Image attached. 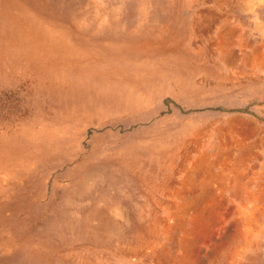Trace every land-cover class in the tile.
<instances>
[{"label": "rangeland", "instance_id": "374dc122", "mask_svg": "<svg viewBox=\"0 0 264 264\" xmlns=\"http://www.w3.org/2000/svg\"><path fill=\"white\" fill-rule=\"evenodd\" d=\"M36 22L71 35L81 24L110 25L109 36L79 32L87 55L80 68L99 77L100 66L109 74L128 58L133 83L147 81L129 103L80 107L53 98L76 77L66 79L69 62H58L64 77L43 86L26 61L0 60V264H264V0H0V48L8 27ZM102 44L110 50L97 57ZM166 63L182 69L173 74ZM198 127L197 138L186 136L190 156H163L176 149L180 129ZM45 136L56 149L12 155L17 143ZM133 157L145 183L108 188L125 194L120 239L74 238L79 217L55 233L77 175ZM235 157L243 164L232 170Z\"/></svg>", "mask_w": 264, "mask_h": 264}, {"label": "bare ground", "instance_id": "6f19581e", "mask_svg": "<svg viewBox=\"0 0 264 264\" xmlns=\"http://www.w3.org/2000/svg\"><path fill=\"white\" fill-rule=\"evenodd\" d=\"M42 24H44V22H41V23L36 22L30 25L24 24V25H19V26L8 27L6 30L7 32H5V37H6L5 42H7V44L4 43L0 48V60H2L4 57L5 59L9 58V63L12 66H16L17 59L19 62H21V60L26 61V63H29L31 66L34 67L35 72L42 73L43 80H44V82H42L43 86H52L56 82L57 77H64L65 75L61 76L60 74H64L66 67L59 64L58 62L63 61L65 62L66 66L69 62L71 68H67L66 79L70 77H72L73 79L75 76L76 77L70 82V84L63 86L60 89L57 88L55 90V94L53 98L56 101V103H60V104L66 103L68 105L69 104L72 105V103H74V104H78V106L80 107H84V106L85 107H97V106L103 107V106L110 105L109 109H113L117 106L124 104L125 102L129 103V100H132V96L134 95L133 93L134 90H136L139 85H142L147 81V79L144 78L139 82V84L133 83V78L128 76V72L125 73L127 69L130 68L132 65L130 62H127L129 61L128 58H122L121 59L122 61H120V63L117 62L119 64H116L117 65L116 68L114 67V69L109 74H107V65L106 67L105 65H103V67H105L103 69H102V66H100L99 69L103 70V75L99 77L92 76L87 72H83V69L80 68L81 60L87 56L81 50L85 44L84 40L80 38L81 33L84 34V33L91 32L93 36L100 37L99 34L102 30L104 35L109 36L111 34L110 25H102V24L96 23V26L92 27V26L87 25L88 23L81 24L80 27L74 26V29H72V31L76 33L77 35H71L65 30H59L56 28L52 29L51 27H48L47 25L42 26ZM110 24L113 25V23H110ZM27 28L30 29V34H28L27 32ZM79 32H80V35H79ZM30 36L34 38V42L36 44H33L32 42L29 41ZM27 38H29V40ZM77 41L80 47L76 45ZM109 47H104V44L100 45L96 53L97 57L99 55H101L99 57H106L107 51H104L105 49L103 48H107L110 50ZM50 55L52 58L58 59L55 67H54V61L51 58H49ZM169 65H170L169 63H166L165 69L172 70L171 72L173 74L178 73L182 69V67H180V64H173L172 66H169ZM31 66L27 67V70L29 71L32 70ZM120 67L123 70L119 69ZM23 68H26V66ZM142 68L147 69V65H143ZM116 70L119 72H114ZM151 70L152 69H150L147 76L153 78L156 74L154 72H151ZM160 72H164V71L160 70L158 74ZM159 76L162 79L168 78V76L165 74L164 75L160 74ZM65 88H68V89L64 90ZM65 91H68V94ZM204 128L205 127H200V128L198 127L195 129H182V130L180 129V131L178 132L179 133L178 135L182 138L180 139V141H177L173 145V147H175L176 149L169 150L168 148V149H165V151L161 150L164 153L163 156L169 158L170 153H173V155H176V153L185 154L186 152H188L190 156V151L188 150L189 148L187 147V140H186L187 137L186 136L197 138V136L201 133V130H204ZM214 132L218 133V128ZM49 136L48 137L45 136V139H44L45 141L42 139L34 138L32 139V141L23 140L17 143V146H15L13 150L11 151L12 155L20 156L22 152L24 153L25 151L39 149V148H42V149L45 148L48 151L56 149L52 146L51 143H49L48 141L50 139ZM55 138L51 136V139H55ZM3 146L5 145L3 144ZM214 148L216 149L215 154H217L218 156L220 155L221 157L220 162H222V159L225 158V156L222 157L221 155L224 154V152L217 145ZM193 150L194 152L196 151L200 152V149H197V147L194 148ZM149 151L153 153L155 151L158 153L160 152V150H157L156 147H152ZM122 155L124 156L123 153ZM151 155L153 154L151 153ZM3 159L4 158L0 156V163L3 162ZM19 159H17V161ZM190 160H191L189 163L190 167H193L196 169V167L200 165V161H198L197 159L191 158ZM222 163L224 164V162ZM242 164H243L242 159L240 157L239 158L235 157L234 160L230 163L229 168L232 170H236L238 166ZM21 165H22V162H21ZM172 165H173L172 163L167 164L169 168L172 167ZM139 166H140V160L138 162V158L133 157L132 159L127 160V162L125 161L124 163H120V166L118 168H115L111 164L103 163V165L99 166L98 170H92V172H88L85 175H77L76 179L73 182V185L70 188H68L70 189L68 192L69 193L71 192V194L69 195V197L67 196V199L64 201V204H63L64 207L61 208L58 212L56 224H55V230H54L55 233H58L60 235L62 231L68 229L69 226H74L75 223H77V220L80 219V224L77 227H74L73 231L70 232L72 235H75L73 236L74 238L77 239L78 237L79 239H84V240L85 239L95 240L98 235H102L104 239L102 241L103 243L107 242L113 236H117L118 239H120L121 238L120 235L122 234L121 231L123 227H121V224L117 220L116 216L117 214L121 213L119 202H120V199L125 196V194L121 190H116L110 193L108 192V188L110 187L120 188L122 186H129L131 184L132 179L135 182H140L141 184L145 183L146 175L139 172L138 170ZM158 167H166V164L164 163V161H162V163L159 162ZM146 168L148 167L146 166ZM173 172L175 171L173 170ZM161 175L162 174H160L159 176ZM241 184L243 183L241 182ZM95 190H97L96 193H95ZM137 203H138L137 201H133L132 203H130V205H132L133 208L138 210L139 206L137 205ZM65 221H68V224H64ZM62 225H67L68 227L65 228ZM58 227H59V231L57 230ZM68 231H70V229ZM68 240L70 241V238Z\"/></svg>", "mask_w": 264, "mask_h": 264}, {"label": "crops", "instance_id": "0c3cea01", "mask_svg": "<svg viewBox=\"0 0 264 264\" xmlns=\"http://www.w3.org/2000/svg\"><path fill=\"white\" fill-rule=\"evenodd\" d=\"M225 27H228L232 32L235 31V29L231 25H226ZM239 47H241V46H239ZM240 50H241V53H243L242 49H240Z\"/></svg>", "mask_w": 264, "mask_h": 264}]
</instances>
